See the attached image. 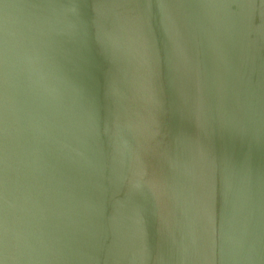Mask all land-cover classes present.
Wrapping results in <instances>:
<instances>
[{
	"label": "water",
	"instance_id": "95a60500",
	"mask_svg": "<svg viewBox=\"0 0 264 264\" xmlns=\"http://www.w3.org/2000/svg\"><path fill=\"white\" fill-rule=\"evenodd\" d=\"M0 264H264V0H0Z\"/></svg>",
	"mask_w": 264,
	"mask_h": 264
}]
</instances>
